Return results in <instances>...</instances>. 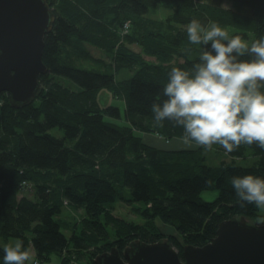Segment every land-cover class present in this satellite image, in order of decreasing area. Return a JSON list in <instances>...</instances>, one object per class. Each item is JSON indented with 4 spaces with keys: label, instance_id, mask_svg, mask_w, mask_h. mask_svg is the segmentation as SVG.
Segmentation results:
<instances>
[{
    "label": "trees",
    "instance_id": "obj_1",
    "mask_svg": "<svg viewBox=\"0 0 264 264\" xmlns=\"http://www.w3.org/2000/svg\"><path fill=\"white\" fill-rule=\"evenodd\" d=\"M48 1L56 19L44 38L42 59L48 71L39 75L40 93L18 108L11 106L7 92L0 93V236L21 239L27 247L30 239L43 261L51 252H64L70 243L78 253L92 251L94 256L112 245L123 250L136 238L160 239L163 234L155 224L160 217L182 236V243L169 237L182 256L183 244L209 242L226 218L243 214L257 220L259 210L240 206L230 180L249 173L264 176V149L242 145L228 153L231 160L208 164L195 143L191 148L162 149L147 143L137 131L183 136L182 126L172 120L157 125L151 106L157 95L164 98L163 85L172 67L190 69L198 62L200 49L189 44L184 25L193 17L204 24L213 20L235 27L232 34L249 38L252 33L254 41L264 37V0H230L232 10L222 7L224 0H172L173 11L165 22L146 18L162 0ZM127 20L136 27L135 33L123 34V46L117 47L120 37L115 30ZM83 41L113 53L117 67L139 68L117 79L109 71L76 66L64 49ZM125 41L139 42L161 62L133 54ZM190 51L196 56L189 57ZM86 56L100 63L101 58ZM65 78L78 87L63 84ZM102 88L123 99L124 110L112 104L100 106L97 94ZM122 113L129 124L116 121ZM248 151L258 161L237 164L236 159L247 157ZM52 174L58 176L57 185L66 199L87 214L70 238L62 229L69 227L68 222L57 218L65 205L49 182ZM29 179L37 182L36 198H18L19 186ZM124 189L130 191V198H125ZM205 190H218L217 197L205 199ZM117 199L132 204L133 212L145 222L114 214ZM3 256L0 243V264ZM90 262L96 264L94 257Z\"/></svg>",
    "mask_w": 264,
    "mask_h": 264
},
{
    "label": "clouds",
    "instance_id": "obj_2",
    "mask_svg": "<svg viewBox=\"0 0 264 264\" xmlns=\"http://www.w3.org/2000/svg\"><path fill=\"white\" fill-rule=\"evenodd\" d=\"M184 31L190 45L200 46L198 62L171 68L164 98L157 95L151 106L156 124L174 121L183 128V142H195L205 153L214 146L226 153L242 145L264 149V37L249 42L217 21L204 24L196 17ZM230 183L241 207L254 205L264 213V176L235 175ZM256 223L264 224V215ZM3 252V264L35 262L21 239L4 244Z\"/></svg>",
    "mask_w": 264,
    "mask_h": 264
},
{
    "label": "water",
    "instance_id": "obj_3",
    "mask_svg": "<svg viewBox=\"0 0 264 264\" xmlns=\"http://www.w3.org/2000/svg\"><path fill=\"white\" fill-rule=\"evenodd\" d=\"M56 13L48 0H0V93L22 107L40 93L39 75L48 71L42 59L44 38ZM218 192V190H217ZM183 255L169 236L156 241L136 238L123 250L112 246L96 255V264H264V224L243 214L219 223L203 245L183 244Z\"/></svg>",
    "mask_w": 264,
    "mask_h": 264
},
{
    "label": "rangeland",
    "instance_id": "obj_4",
    "mask_svg": "<svg viewBox=\"0 0 264 264\" xmlns=\"http://www.w3.org/2000/svg\"><path fill=\"white\" fill-rule=\"evenodd\" d=\"M172 5H173L172 0H162L156 6V8L151 9L146 14V18H148L150 20H158V21L165 22L168 15L173 11ZM222 7H224L225 9L231 8V10L234 8V6L230 0H224L222 3ZM125 23H128V27L121 26V27H117L115 30L117 35L120 37V41L117 43V47L120 45L123 46L121 44V40L124 39L123 34L126 35V34H131V33L134 34L135 33L136 27L128 20L125 21L124 24ZM221 26L227 27L230 31V34H232L236 30V29H234L235 27L227 25V24L221 25ZM96 30H97V33L103 31V30H98V29H96ZM104 33H106V32H104ZM247 39L249 40V42H252L254 39V35L252 33H250L249 38H247ZM125 45L127 46L126 48H128L130 51H132L133 54H136V52H137V53L141 54L144 57V59L149 61V62H154V63L161 62V59L157 55H153V54L149 53L148 51H146L143 48V46L137 41H135V42L125 41ZM194 46L196 48H200V46H198V45H194ZM71 49H72V51H70ZM64 50H67L64 52L65 53L68 52L70 60L76 66H79L82 68H87V69L99 70V71H109V72H112L117 79H123V78H126V77L133 75L136 71V68H137V67H134V69H132L129 67H117L116 63L114 62L115 55L113 53L107 52L101 46H98L97 44L90 43L89 41H83L79 44V46L71 45V43L67 44L65 46ZM90 53L99 59L101 58L99 64L92 61L90 58H87L86 54H90ZM195 56H196V54L192 53V51L189 52V57L193 58ZM180 60H182V58ZM171 61L172 60H170V62ZM164 62H168V61H164ZM40 83H41V81H40ZM63 84L70 85L73 88L78 87V85L74 81L70 80L69 78H65V80L63 81ZM41 85L43 86L42 83H41ZM97 98H98L100 106H102V107H105L107 105L112 104V105L119 106L121 108V110H124V108H125L124 100L119 98V97H117V98L114 97L112 91H110L107 88H102L98 92ZM0 104H1V102H0ZM123 114L124 113H122V118L118 119L117 121L123 122L121 124H129L125 121V116ZM52 131L57 133V134H62V131L58 128H54V129H52ZM137 132L139 135H142L145 138V141L147 143L152 144V145L157 146V147L162 148V149L175 150V149L191 148V147L195 146V144H194L195 142H192L191 144H185L183 142L182 137L167 138V137H160V135H153V134L148 133V132H146V133H142L141 131H137ZM203 154H205L206 159H207L206 162L208 164H217L222 159L231 160V157L228 155V153H226L222 148H220L218 146H214L213 150L209 151L207 153H205L203 151ZM253 158L254 157H253L252 151H248L247 157L236 159V160H238L236 163L240 164V165H252L255 162ZM57 178H58V176L52 174L49 182L53 186V189L55 190V192H57L59 194V199H63V201H64L65 206L62 208V212L57 215V218L68 222L69 227L68 228H62V229H63L64 233L67 235V237L70 238L74 229L77 231L79 230V228L81 226L82 219H84V217H86L87 214L82 207L76 208L70 203V201L68 199H66L65 195L63 194V192L60 190L59 186L57 185L58 184V182H56ZM36 183H37L36 180H30L29 179L27 185L21 184V186H19V189L16 193V196L18 198H20L22 196L36 198ZM216 191L215 190H208L207 192L204 193V196L207 199L214 200L217 197L216 195L218 193ZM123 193H124L125 198L128 199L131 197V195L129 196L130 191H128L127 189H124ZM112 211L114 214L121 216V217H124L125 219L134 220V221L141 222V223L145 222V219L142 216L133 212L132 204H130L129 202H126L124 199H117L112 205ZM155 224L158 227L159 232H161L163 234V236H169V237L172 236V237L176 238L180 243L183 242V238L179 234V232L174 227H173L174 229H172V227L164 225V224H167V225H170V224L162 221V219L160 217H157L155 219ZM5 237L6 236H4V235L0 236V243L2 244V246L4 244L8 243L9 241H14V240L18 239V238L13 237V236H10L9 238L7 237L8 239H6ZM27 243H29L28 247H33L30 239ZM114 246H116V245H114ZM177 249L179 250V248H177ZM34 252H35V250H34ZM91 252L92 251H89V252L88 251H81V253H78L76 250H74V248L71 246V243H70L69 247L66 250H64V252H62V253H58L55 251L51 252L50 258L47 261L41 260L36 255H35V259L38 258L41 261V264H64L63 263L64 261H67V262L69 261L68 264H91L90 258L94 257V259H95V257H96V255L92 256Z\"/></svg>",
    "mask_w": 264,
    "mask_h": 264
},
{
    "label": "crops",
    "instance_id": "obj_5",
    "mask_svg": "<svg viewBox=\"0 0 264 264\" xmlns=\"http://www.w3.org/2000/svg\"><path fill=\"white\" fill-rule=\"evenodd\" d=\"M117 121V120H116ZM117 122H119V123H123V122H120V121H117ZM253 159H254V161L256 162V161H258V157L256 156V155H254L253 154ZM243 158V157H242ZM236 161H238V160H236ZM208 190H205V191H203L202 192V195H203V197L205 198V199H207L205 196H204V193L205 192H207ZM216 191V190H215ZM217 192V191H216ZM218 194V193H217ZM217 196V195H216ZM208 200H211V199H208ZM258 213L260 214V215H264V213H260L259 211H258ZM31 248H33V247H31ZM34 249V248H33ZM34 251V250H33ZM35 253V252H34Z\"/></svg>",
    "mask_w": 264,
    "mask_h": 264
},
{
    "label": "built area",
    "instance_id": "obj_6",
    "mask_svg": "<svg viewBox=\"0 0 264 264\" xmlns=\"http://www.w3.org/2000/svg\"><path fill=\"white\" fill-rule=\"evenodd\" d=\"M123 26H124V27H128V23H125ZM28 181H29V180H25V181H23V182H22V185H27V184H28ZM34 264H41V261H40L38 258H36Z\"/></svg>",
    "mask_w": 264,
    "mask_h": 264
},
{
    "label": "bare ground",
    "instance_id": "obj_7",
    "mask_svg": "<svg viewBox=\"0 0 264 264\" xmlns=\"http://www.w3.org/2000/svg\"><path fill=\"white\" fill-rule=\"evenodd\" d=\"M164 225L169 226V227H172L171 225H167V224H164ZM162 229H163V228H162ZM172 229H174V228L172 227Z\"/></svg>",
    "mask_w": 264,
    "mask_h": 264
}]
</instances>
